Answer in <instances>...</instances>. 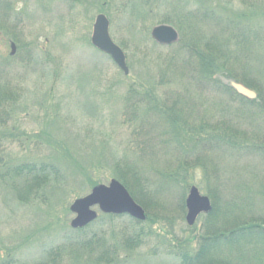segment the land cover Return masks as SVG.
<instances>
[{"label":"trees","instance_id":"trees-1","mask_svg":"<svg viewBox=\"0 0 264 264\" xmlns=\"http://www.w3.org/2000/svg\"><path fill=\"white\" fill-rule=\"evenodd\" d=\"M183 1L121 0L119 9L133 17L130 20L144 23L156 18L155 10L159 5L173 3L172 6L176 7L173 13H164L159 21L179 28L176 43L179 50L163 61L176 63L181 58L180 67L193 78L191 82H184L182 70H177L172 63L170 67L174 70L171 74L176 71L178 84H194L203 92L219 96L230 105L229 108L235 101L239 110L245 108L242 113L248 117L244 115L232 121L225 118L213 120L210 114H204V122L197 123L190 109L181 107L178 98L171 99L168 93H174V90L171 87L165 89V86L172 82V78L161 74L157 81L135 80L125 88L120 121L131 128L126 147L111 145L112 148L108 149L107 140H101L91 158L81 163L77 158L80 144L71 148L68 139L57 138L59 130L47 126L54 133L58 132L55 138L52 131H45L50 139L47 147L52 151L47 158L25 160L19 157L14 161L5 155L7 141H21L19 148L22 152L41 151L43 146H32L39 140V135L27 131L20 133L19 125L11 127L8 124L14 110L23 101L14 97L16 85L7 70V62L12 58L0 54V181L13 179L10 187L21 204L37 207L48 204L47 213L51 218L48 227L52 225L60 229L65 247L79 252L77 255L84 252L88 258L85 263L113 264L118 261L121 250L133 251L146 245V240L156 237V231L144 228V224L173 219L168 215V203L177 201L180 218L184 219L189 179L193 178L195 169L201 168L208 183L207 196L211 199L212 210L201 214L194 225H187L184 236L175 235L165 242L158 240V244L149 250L151 255L172 256L175 264H264V175L258 173L254 176L255 173L247 171L239 182L229 175L222 183L214 162L215 155L225 151V156L259 157L264 163V129L258 125V122L264 123V9L262 14L257 9L250 14L234 10L232 4L228 7L221 0ZM4 3L8 15L11 4L5 0ZM262 4L264 7V0ZM177 8L182 11L185 22L179 21ZM18 43L22 48L23 41L18 40ZM32 58L30 55L27 61ZM222 75L255 91L256 98L237 93L229 83L221 80ZM47 112L49 107L43 112L46 119ZM51 112L56 115L57 109ZM22 136L23 140H20ZM80 147L83 152L90 149L84 145ZM66 169L81 177L90 176L95 170L109 169L135 201L146 209V220L101 212L87 226L73 228L71 221L68 222L70 211L67 205L64 203L58 211L49 201L57 188L52 184L62 181ZM230 185L233 190L223 187ZM156 203H160L158 209H154ZM119 220L122 222L116 225ZM199 221L202 223L198 228ZM55 249V246L44 248L48 260L34 264H57V260L52 263ZM1 264L17 263L11 257Z\"/></svg>","mask_w":264,"mask_h":264},{"label":"rangeland","instance_id":"rangeland-1","mask_svg":"<svg viewBox=\"0 0 264 264\" xmlns=\"http://www.w3.org/2000/svg\"><path fill=\"white\" fill-rule=\"evenodd\" d=\"M5 1L10 2L11 5L10 13L8 12L7 15L4 0H0V54L12 58L7 62V70L10 79L16 85L14 97H20L23 101L21 106L14 110L8 124L19 125L20 133L27 131L34 133L35 136L39 135V140L32 143V146H43L41 151L36 149L33 153L28 150L22 152L19 148L21 141L12 143L7 141L4 144L8 145L5 155L14 161L19 157H24L25 160L47 158L52 152L47 147L50 140L47 132L53 129L59 130L57 138L69 140L71 148L79 144L84 145V148L87 146L90 148L87 152H83V149L81 151L80 145L77 148L80 150L77 158L81 163L91 158L96 144L101 140H107L108 149L112 146L126 147L131 128L120 121L125 88L135 80L145 83L157 81L161 74L172 78V82L165 86V89L171 87L174 90V93H168L171 99L178 98L181 107L190 109L192 118L195 121L197 119V123L204 122V114H210L213 120L225 118L228 121L245 115L242 113L245 108L239 110L235 101L229 108L230 105L219 96L215 97L210 92H203L194 84L191 86L185 84L184 82H191L193 77L180 67L181 58H178L176 63L170 61L164 63L163 58L174 55L179 50V45L176 44L177 42L166 46L160 45L152 38L151 31L161 24L178 28L171 23L159 21L164 13H173L172 10L176 8L175 5L172 6L173 3L165 2L159 5L155 10L156 18L141 23L130 20L133 17L130 18L129 14L119 9L121 0H106V2L101 0L99 4L97 0ZM221 1L228 7L232 4L234 10L240 9L250 14L256 9L262 14L261 11L264 9L262 0ZM179 10L177 8L179 21L185 22L182 11ZM98 14H105L108 17L110 36L125 52L129 68L127 75L111 58L97 51L91 43L93 25ZM250 21L256 23L255 20ZM18 40L23 41L22 48ZM12 44L15 45L14 53H12ZM30 55H33V58L28 62L27 58ZM22 61L27 64H23ZM253 61L256 63L257 59ZM170 63L175 65L177 70H182V78L186 80L182 84L177 83L176 71L171 74L174 69L170 67ZM221 80L229 83L228 85L236 91L233 82L237 81L223 75ZM163 90L161 89L160 92L163 93ZM47 107L49 112L46 117L50 119L51 116H55L50 121L43 116ZM215 108L217 110H214ZM52 109H57L56 115L51 112ZM258 123L261 129H264V123ZM55 133L52 131V136L56 138ZM20 138L23 140V136ZM171 152L175 153V151ZM224 154L225 151H222L214 157L222 183H225L229 175L234 177L235 182H239L241 176H246L247 171L249 174L255 173L254 176L258 173L264 175V163L259 157L241 159ZM62 167L65 168L63 164ZM62 177L61 182H52L57 188L49 200L52 202L51 206L58 211L64 203L70 211L73 201L87 195L95 185L108 184L112 179H117L112 176L109 169L95 170L87 177H81L78 173L66 169ZM12 180L0 181V264L4 259L11 257L17 264H34L48 260L44 248L53 246L56 248V255L52 257V263L57 260V264H88L85 263L88 262V258L83 254L84 252L77 255L79 252L65 247L58 227L52 225L48 227L51 221L47 213L48 204L37 207L19 203L10 187ZM189 182L186 198L191 186H197L201 194L207 195L208 183L203 177L201 168L195 169L193 178L189 179ZM209 186L214 187L212 183H209ZM232 186L223 187L233 190ZM222 189L221 191L224 192ZM176 202L172 204L166 202L168 215L173 219H158L156 224H144V228L149 227L156 231V237L146 240V245L139 249L121 250L118 261L113 264H175L174 257L166 254L153 256L149 250L158 244V240L165 242L175 235L184 236L188 225L185 219L187 210L184 219L180 218V207H177ZM159 204H154V209H158ZM93 208L99 216L101 212L98 207ZM144 210L147 213L146 209ZM74 216L70 211L69 223ZM151 217L157 218V216ZM121 222L122 220L116 221V225ZM201 223L198 222V228ZM58 245L61 246L59 250H57Z\"/></svg>","mask_w":264,"mask_h":264},{"label":"water","instance_id":"water-1","mask_svg":"<svg viewBox=\"0 0 264 264\" xmlns=\"http://www.w3.org/2000/svg\"><path fill=\"white\" fill-rule=\"evenodd\" d=\"M110 21L105 14H98L93 25L91 36L92 45L99 51L109 55L111 59L127 75L129 68L123 49L116 44L109 33ZM152 38L160 45H171L179 40L178 30L169 24L155 26L151 31ZM12 53L15 45H11ZM236 91L250 99L256 98V92L241 83L233 82ZM186 222L189 226L196 223L202 213L212 210L211 199L201 194L197 186H191L186 198ZM99 211L106 214L129 215L132 218L144 221L147 217L143 207L135 201L128 189L117 179H112L108 184H97L91 191L73 201L70 211L75 215L71 220V226L80 229L98 217Z\"/></svg>","mask_w":264,"mask_h":264}]
</instances>
